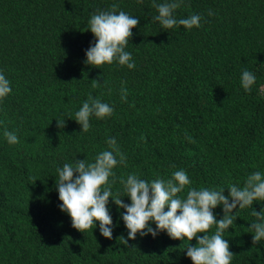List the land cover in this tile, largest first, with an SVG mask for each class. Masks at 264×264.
Listing matches in <instances>:
<instances>
[{"label": "trees", "instance_id": "trees-1", "mask_svg": "<svg viewBox=\"0 0 264 264\" xmlns=\"http://www.w3.org/2000/svg\"><path fill=\"white\" fill-rule=\"evenodd\" d=\"M179 2L175 17L199 15L200 27L163 28L152 20L153 0H0V73L12 89L0 99V264H193L186 250L196 239L166 231L128 238L125 210L112 199L131 203L121 178L167 181L184 170L192 183L178 195L186 198L190 188L228 196L252 173L264 176V0ZM113 4L140 21L125 47L132 69L118 60L86 63L96 42L90 18ZM245 70L256 77L250 91L241 83ZM89 96L113 113L92 115L82 132L75 114ZM5 130L19 143L9 144ZM112 138L126 164L109 178L107 239L99 222L84 233L72 227L56 181L65 164L93 163L111 150ZM254 209L264 211V201L234 210L222 234L231 264H264V238L253 245ZM213 211L217 220L224 215L222 206Z\"/></svg>", "mask_w": 264, "mask_h": 264}, {"label": "clouds", "instance_id": "clouds-1", "mask_svg": "<svg viewBox=\"0 0 264 264\" xmlns=\"http://www.w3.org/2000/svg\"><path fill=\"white\" fill-rule=\"evenodd\" d=\"M139 2L142 3L143 0ZM153 7L157 9L158 15L152 16V20L158 21L165 29H172L177 25L187 29L200 27L199 15L179 19L175 17L174 11L180 7L179 0L159 4L153 0ZM117 8L118 5L113 4L110 11H100L91 16L89 29L96 37V42L86 50L87 64L98 67L118 60L120 65L135 68V64L131 62V54L125 51V47L133 36L132 29L137 27L140 21L124 11L117 13ZM209 15L212 13L209 12ZM255 82L253 73L243 71L241 83L246 91H250ZM97 84L98 81L93 80V87ZM11 91L9 80L0 73V99ZM122 92V99H126V90ZM112 113L113 108L107 103L89 96L88 101L76 112L75 120L82 126V132H87L92 115L102 119ZM58 126L64 127V122L58 121ZM4 136L9 144L19 143L17 135L13 132L5 130ZM188 139L191 141V137ZM107 143L111 150L100 153L95 162L78 159L75 166L65 164L62 169H58L56 188L59 200L62 201L59 207L71 217L73 228L84 233L93 225L96 227L99 222L101 235L112 239L113 218L108 205L113 192L109 178L115 176L113 169L118 162L126 164V157L119 150L114 138L109 139ZM120 183L123 184L131 203H124L122 198L112 199L119 209L125 210L121 212V218L129 230L128 238L135 240L138 233L141 236L151 234L156 237L159 232L166 231L170 238L175 240L196 239L197 245L191 244L186 250L193 264H231L234 253L230 251V244L222 234L233 224L234 210L253 206L256 201H264V176L259 171L246 178L243 188L230 186L228 196L224 194V189L190 188L186 198H181L178 194L192 183L184 170L174 172L172 178L167 181L156 179L149 183L131 174L126 181L121 178ZM217 206H222L224 213L219 220L213 211ZM252 215L257 218V222L250 226L254 230L255 246L264 238V211L258 212L254 209ZM150 222L156 227L153 228ZM213 226L216 227L215 233L207 234ZM125 242L128 244V240L125 239Z\"/></svg>", "mask_w": 264, "mask_h": 264}]
</instances>
